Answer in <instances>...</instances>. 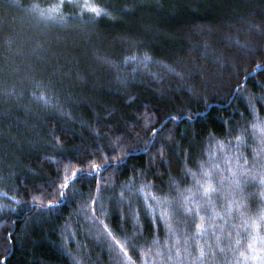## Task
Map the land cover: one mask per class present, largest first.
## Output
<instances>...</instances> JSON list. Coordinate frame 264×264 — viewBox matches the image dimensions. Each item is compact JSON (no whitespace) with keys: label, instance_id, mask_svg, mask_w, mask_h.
Segmentation results:
<instances>
[{"label":"trees","instance_id":"1","mask_svg":"<svg viewBox=\"0 0 264 264\" xmlns=\"http://www.w3.org/2000/svg\"><path fill=\"white\" fill-rule=\"evenodd\" d=\"M34 4L59 12L44 19ZM263 64L264 0H0V264H116L78 214L91 204L111 237L136 245L132 264H158L159 246L176 241L162 219L150 223L137 190L151 184L146 192L175 203L169 178L193 186L186 167L219 164L221 188L226 156L259 159L264 67L244 77ZM261 191L252 182L212 194L220 215L202 213L210 227L200 243L213 249L204 264H253L228 247L229 233L246 242L244 220L235 206L223 213L236 200L255 219ZM169 217L180 236L201 222L178 208Z\"/></svg>","mask_w":264,"mask_h":264},{"label":"snow or ice","instance_id":"2","mask_svg":"<svg viewBox=\"0 0 264 264\" xmlns=\"http://www.w3.org/2000/svg\"><path fill=\"white\" fill-rule=\"evenodd\" d=\"M34 13L39 15L41 18L54 20L56 18V14L59 12L58 7H51L47 10H41L39 4H34L31 9ZM93 12H96L97 15H100L104 12L103 9L92 8ZM128 59L135 60V57H130ZM145 59H148L147 57ZM258 68L264 67L261 65L257 66ZM250 75H255L253 72ZM42 87V85H40ZM42 99L47 102V98L43 95ZM249 106L253 110V114L255 115L254 104L249 101ZM254 128H261L264 131V120H258L257 123L253 125ZM238 142L241 141V137L236 138ZM254 155L259 157V159H254L253 161H249V159L243 154L240 153L237 156H226L225 163L228 165V173L230 183L227 187L217 188L213 183V177L215 175V171H223L220 169L219 164H211L206 167L204 161L197 162L198 172H194L192 169H185V177L192 176L194 180L193 186L183 187L181 188L179 182L176 178L170 177L169 179L172 182V188L179 194L180 199L173 203L172 201L167 200L166 198L157 197L150 192H146L145 189H150L154 187L151 184H142L140 188L137 190L141 194H143V199L145 201V214L149 215L150 223H155L156 219H162L164 221L165 227H167L169 235L173 238L176 243L175 244H165L159 246L158 250L154 254V261H158V264H186V260L190 262V264H204L205 258L209 256V254L213 253L212 245L210 244H201L200 240L204 237H207L209 231V225L205 224V215L202 213H206L209 209L212 212V218L220 215L217 212L215 204L212 200V194L221 192V191H235L236 189L243 190V187L249 183L256 182L259 187L264 190V139H262V145L259 151L253 149ZM241 161H243L241 163ZM111 166L110 164H106L103 168H107ZM118 166V165H117ZM95 165H93V171L89 172V176H95L98 171ZM215 170V171H214ZM79 174L73 173L74 183L75 179L78 178ZM69 181H65L63 188L61 189V197L64 196V188L68 187ZM221 185L224 184V178L221 177L220 180ZM195 188V191H193ZM261 197L264 198V191L260 193ZM151 200L152 203H147V201ZM60 201H57L59 203ZM153 205H167L168 210H162L158 216L156 215V208ZM235 206V210L240 216L242 220H244V224L242 225V230L247 233L246 242L242 244V240L245 238L235 239L233 240L231 237V233L228 234V247H231L232 243L240 245L245 250L239 251L238 257L243 258L244 261H252L253 264H264V213L256 216L255 219L246 215V213L242 210L244 205L242 202H237L236 200H232L229 202L228 206L224 209V215H230L233 212V207ZM49 207H55L51 202H49ZM178 208L180 213L184 216L191 217L192 220H196L199 218L200 223L195 224L196 231L191 235L185 233L180 236L177 235L178 230L168 223L169 220V211L171 209ZM95 219V217H94ZM187 223V221H184ZM105 231L108 230V226H103ZM213 233L216 232L215 228L211 229ZM111 235V233H108ZM239 236L240 233L238 232ZM125 238L128 239L127 234ZM221 236L216 237V244L219 245ZM112 240L115 241L117 245L120 246L121 249H124L125 255H127V247H131L133 249L136 248V245L133 243H129L127 247L124 244H121L119 240H116L115 236H112ZM153 243H156L154 241ZM193 248L195 251H193ZM220 251H225L224 248H220ZM151 254V250L144 253L145 259L148 255Z\"/></svg>","mask_w":264,"mask_h":264},{"label":"rangeland","instance_id":"3","mask_svg":"<svg viewBox=\"0 0 264 264\" xmlns=\"http://www.w3.org/2000/svg\"><path fill=\"white\" fill-rule=\"evenodd\" d=\"M87 1V0H84ZM93 206L87 205L85 207H81V209L78 210V214L82 218V222L86 223L88 225L87 228H89V232H92L94 235L97 234V236L101 237L102 240L105 241V244L109 250V252L113 255V259L115 260L116 264H132L131 261L129 260V257L125 255V252L123 249L119 247L115 243L114 240H112V237L108 234L109 231H105L104 229V222L101 220H98L93 213ZM95 217V219H94ZM92 230V231H91ZM66 233L70 234L69 228L66 226L65 227ZM96 236V237H97ZM73 262L76 263V261L73 258Z\"/></svg>","mask_w":264,"mask_h":264},{"label":"water","instance_id":"4","mask_svg":"<svg viewBox=\"0 0 264 264\" xmlns=\"http://www.w3.org/2000/svg\"><path fill=\"white\" fill-rule=\"evenodd\" d=\"M263 66H264V64H263ZM262 68H263V67H261V68H259L258 70L252 71L251 73L247 74V75L244 77V82L246 81V79H247L249 76H252V75H250V74H252L253 72L256 73L257 71L262 70ZM235 91H236V90H235Z\"/></svg>","mask_w":264,"mask_h":264}]
</instances>
